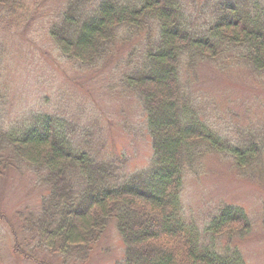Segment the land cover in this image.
<instances>
[{
    "label": "trees",
    "instance_id": "obj_1",
    "mask_svg": "<svg viewBox=\"0 0 264 264\" xmlns=\"http://www.w3.org/2000/svg\"><path fill=\"white\" fill-rule=\"evenodd\" d=\"M46 1L0 0V23L27 29ZM51 17L52 46L90 79L116 62L121 92L143 108L152 156L144 168L125 169V156L91 148V125L65 115L30 113L0 125V179L27 165L45 191L36 210L16 211L14 221L0 211L13 252L34 264H86L114 222L124 245L114 264H247L231 243L251 234L248 211L219 203L201 229L186 217L182 191L211 154L264 186V142L242 140L240 129L234 141L220 134L201 115L186 73L236 60L264 74V0H54ZM6 52L0 44V65ZM220 238L227 243L217 249Z\"/></svg>",
    "mask_w": 264,
    "mask_h": 264
},
{
    "label": "rangeland",
    "instance_id": "obj_2",
    "mask_svg": "<svg viewBox=\"0 0 264 264\" xmlns=\"http://www.w3.org/2000/svg\"><path fill=\"white\" fill-rule=\"evenodd\" d=\"M53 1H46L43 15L27 29L10 27L8 19V23H0V44L8 51L0 65H4L0 90L1 85L7 88L5 93L0 91L4 115L0 125L10 128L30 113L65 115L80 127L92 126L91 148L105 155L125 156L128 161L124 168L130 171L144 168L151 159L152 146L140 101L121 92L116 62L100 64L102 73L90 79L92 75L85 70L59 57L47 35ZM216 1L195 3L200 7ZM248 66L236 60L200 62L192 75L186 73L189 90L201 115L220 134L234 141L240 129L242 140L264 142V74ZM238 172L230 157L209 155L203 174L185 177L184 213L202 229L209 212L219 203L244 207L253 229L242 239L233 237L231 246H237L247 264H264V186L259 176H240ZM39 179L40 175L27 165L21 170L11 169L0 179V211L14 221L16 211L25 207L36 210L45 192ZM226 243L227 238H220L214 246L219 249ZM12 247V233L0 221V264H34L16 255ZM123 253L122 239L111 222L86 264H114Z\"/></svg>",
    "mask_w": 264,
    "mask_h": 264
}]
</instances>
